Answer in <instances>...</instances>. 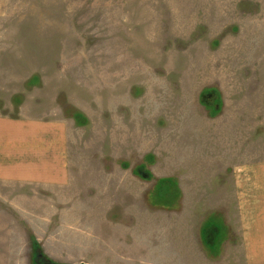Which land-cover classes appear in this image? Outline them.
<instances>
[{
    "label": "rangeland",
    "instance_id": "rangeland-1",
    "mask_svg": "<svg viewBox=\"0 0 264 264\" xmlns=\"http://www.w3.org/2000/svg\"><path fill=\"white\" fill-rule=\"evenodd\" d=\"M24 113L80 130L83 184L43 201L57 263L246 264L216 191L264 157V0H0V115Z\"/></svg>",
    "mask_w": 264,
    "mask_h": 264
},
{
    "label": "crops",
    "instance_id": "crops-1",
    "mask_svg": "<svg viewBox=\"0 0 264 264\" xmlns=\"http://www.w3.org/2000/svg\"><path fill=\"white\" fill-rule=\"evenodd\" d=\"M24 114L0 115V264H30L32 239L56 262L53 248L62 244L60 214L49 215L58 218L50 230L53 221L46 223L43 201L54 200L51 207L60 210L67 196L78 191L75 186L83 184L72 176L69 161L71 132H80L74 122L59 115ZM235 162L230 180L217 188L216 213L224 226L232 227L238 238L233 247L244 250L246 264H264V157ZM30 216L38 217L33 226ZM219 233L220 228L216 240Z\"/></svg>",
    "mask_w": 264,
    "mask_h": 264
},
{
    "label": "flooded vegetation",
    "instance_id": "flooded-vegetation-1",
    "mask_svg": "<svg viewBox=\"0 0 264 264\" xmlns=\"http://www.w3.org/2000/svg\"><path fill=\"white\" fill-rule=\"evenodd\" d=\"M34 264H58V263H54L53 261L49 260L48 258H44L41 257L40 255H38L36 257V259L33 262ZM75 264V263H74ZM77 264V263H76ZM78 264H84V263H78Z\"/></svg>",
    "mask_w": 264,
    "mask_h": 264
},
{
    "label": "trees",
    "instance_id": "trees-1",
    "mask_svg": "<svg viewBox=\"0 0 264 264\" xmlns=\"http://www.w3.org/2000/svg\"><path fill=\"white\" fill-rule=\"evenodd\" d=\"M166 183H167L166 180H160V186H161V190H162V191H164L162 187H163V185H165ZM159 191H160V190H159ZM165 192H166V190H165ZM158 193H159V192H158ZM161 195H162V194H161V191H160L159 196L161 197ZM35 244H36L35 240L32 239V245H33L34 247L36 246ZM36 255H37V256L40 255L41 257L46 258V257L44 256V254H42V253H38V254H36ZM35 259H36V257H35Z\"/></svg>",
    "mask_w": 264,
    "mask_h": 264
}]
</instances>
